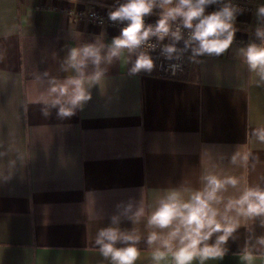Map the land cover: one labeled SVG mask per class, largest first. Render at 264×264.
I'll use <instances>...</instances> for the list:
<instances>
[{"label":"crops","instance_id":"1","mask_svg":"<svg viewBox=\"0 0 264 264\" xmlns=\"http://www.w3.org/2000/svg\"><path fill=\"white\" fill-rule=\"evenodd\" d=\"M114 3L0 0V140L25 155L11 177L0 180V264H108L93 239L109 226L117 203L143 195L147 206L164 189L198 188L213 162L217 172L241 177V187L264 183V144L248 135L264 126V87L234 55L239 45L190 62L180 78L161 76L157 65L151 74L130 76L131 65L117 60L71 118L59 119L55 109L42 115L35 75L64 78L68 73L59 66L70 47L101 34L105 43L118 36L113 27L78 17L94 7L108 12ZM248 16L237 17V32L249 27ZM235 151L258 156L255 168L229 164ZM92 212L104 219L90 221ZM145 223L136 225L143 237ZM120 227L134 225L123 220ZM250 227L264 235L258 224ZM247 235L241 227L225 257L208 264H241ZM140 248L137 264H151L143 240ZM256 264H264V256Z\"/></svg>","mask_w":264,"mask_h":264},{"label":"clouds","instance_id":"2","mask_svg":"<svg viewBox=\"0 0 264 264\" xmlns=\"http://www.w3.org/2000/svg\"><path fill=\"white\" fill-rule=\"evenodd\" d=\"M212 5L216 10L206 12ZM244 12L234 0H115L107 17L125 25L118 36L105 43L101 34L94 42L70 47L59 66V71L68 73L64 78L48 71L35 75L41 89L38 102L42 115L48 117L55 109L59 119L71 118L91 99L90 89L101 85L108 66L117 60L130 64L128 75L135 76L152 73L156 64L150 53L157 48L160 56L173 62L168 66L172 74L182 71L186 54L191 63H200L201 57L224 55L233 46L236 20ZM154 14L158 15L156 22L146 23L145 18ZM254 17V39L236 48L234 55L254 76L256 86L264 87V3L257 5ZM181 42L183 46L178 47ZM3 59L0 53V61ZM248 135L264 144V126L252 128ZM5 157L9 159L6 168L0 166V180L9 179L17 162L25 161L24 153L11 146L5 148L0 140V161ZM258 159L251 152L235 151L229 164L255 168ZM218 167L213 162L210 169L203 170L200 187L164 189L151 205H145L143 195L138 201L129 198L117 203L109 226L99 228L93 239L102 259L108 264H137L143 240L150 250L151 264H208L222 260L229 251V240L245 227L248 235L238 256L241 264H256L258 257L264 256V235H256L250 225L264 228V183L241 187V177L217 172ZM145 218L149 231L143 237L136 225ZM102 219L104 216L96 212L89 216L92 222ZM123 220L131 221L134 227L122 229Z\"/></svg>","mask_w":264,"mask_h":264},{"label":"built area","instance_id":"3","mask_svg":"<svg viewBox=\"0 0 264 264\" xmlns=\"http://www.w3.org/2000/svg\"><path fill=\"white\" fill-rule=\"evenodd\" d=\"M235 3H238L241 7L245 8L246 14H248L250 17V25L245 31L242 32H236L235 34V39L233 45H239V46H244L246 45L250 40L254 39L253 32H254V25H253V17L255 9L257 7L258 1L257 0H234ZM216 5L209 6L207 9H210L212 11L216 10ZM78 17L86 19L89 21V23L98 25V26H110L115 29H117L120 32V29L124 27V24H119V23H113L108 20L107 17V12L104 10H101L97 7L92 8L89 11H80L78 13ZM158 19V16L152 15L149 17L145 18L146 23H151L154 24L156 20ZM168 41L165 40L164 43H167ZM183 44L181 42L178 47H182ZM153 59L156 62L157 68H158V73L161 76L167 77V78H180L182 76H185L190 69V62L187 59V54L184 58V61L182 63V71L177 72L176 74H172L171 71L168 70V66L170 63L166 61L162 56H160V50L157 48L156 51H153L150 53Z\"/></svg>","mask_w":264,"mask_h":264}]
</instances>
